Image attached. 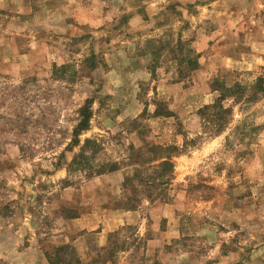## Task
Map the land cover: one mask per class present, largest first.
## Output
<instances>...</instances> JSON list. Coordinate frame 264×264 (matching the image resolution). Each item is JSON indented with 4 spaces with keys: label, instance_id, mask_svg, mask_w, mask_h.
I'll list each match as a JSON object with an SVG mask.
<instances>
[{
    "label": "rangeland",
    "instance_id": "374dc122",
    "mask_svg": "<svg viewBox=\"0 0 264 264\" xmlns=\"http://www.w3.org/2000/svg\"><path fill=\"white\" fill-rule=\"evenodd\" d=\"M0 264H264V0H0Z\"/></svg>",
    "mask_w": 264,
    "mask_h": 264
},
{
    "label": "crops",
    "instance_id": "0c3cea01",
    "mask_svg": "<svg viewBox=\"0 0 264 264\" xmlns=\"http://www.w3.org/2000/svg\"><path fill=\"white\" fill-rule=\"evenodd\" d=\"M207 39H211V37L210 36H207ZM201 40H203V39H201ZM197 45H201L200 42H197ZM196 50H197L198 53H200L202 51V48H197ZM225 58L227 60H229L230 59V56L229 55H226ZM209 92L210 93H204L203 94V97H202L203 98V100H202L203 102L205 101V98L206 99H209L208 101H206L204 103H207V102L212 101L213 100V97L215 95H217L216 94V91H211L210 90ZM118 176H119V174L117 172L111 173V174H107V175H100L99 177H96V178H93V179L88 180L86 182V184H85L86 187H89V188H87V190L88 189L90 190V188L91 189H94V188L97 189V187H100V189H101V186L99 185L100 181L102 183L107 182V186H105V185L103 186L104 191L106 190V192L108 194L113 195V198L115 197L114 200H117V203H115V205L113 204V206H110L109 208L105 209V211H107V213H108L107 218H105V220L103 222V224L105 226L102 227L97 232L98 237H101V236H105L106 237L105 241H107L108 240V237L111 236V233H112L113 230L111 231L110 230V227H112V225L114 223L115 224H120V223L129 222V217H131L133 215H136V211L127 210L122 205V201L120 200V198H121L120 192L121 191H120V189H119L120 187L118 185V183L120 184L121 180H120V178H118ZM108 183H111V186H109ZM106 215L107 214L105 213V217H106ZM82 216H84V213L81 214L80 216H77L73 220L80 219ZM91 216H92V214L90 215V217ZM86 219L88 220V218H86ZM108 225H111V226L108 228ZM79 229H81V228H79ZM67 241H69V240H66L64 242H67ZM73 244L75 246V250L78 251V253L80 255H84V256L86 255V257H87V252L89 251V247L88 246H83L82 243H76V239L74 240V243ZM101 245H102V247H106L107 246V242H104ZM59 246H61V245H59Z\"/></svg>",
    "mask_w": 264,
    "mask_h": 264
},
{
    "label": "trees",
    "instance_id": "16d2710c",
    "mask_svg": "<svg viewBox=\"0 0 264 264\" xmlns=\"http://www.w3.org/2000/svg\"><path fill=\"white\" fill-rule=\"evenodd\" d=\"M84 63L90 67L92 70L96 69L100 61L97 60L96 55L94 53H91L90 56L86 57L84 59ZM53 73L55 75H60L61 77L64 75H68L67 77L73 79L78 75V70L74 68L73 65L71 64H63L61 66H55ZM221 97V96H220ZM92 102V99H86L84 104L79 107L78 109V114L79 118L77 120V123L75 124L73 131H72V136L74 142L77 141V138L79 134L83 131L86 130L89 127V122L91 118V111L89 109L90 104ZM69 146V144H68ZM165 163V162H163ZM62 247V246H61ZM62 248H57L56 251L58 252Z\"/></svg>",
    "mask_w": 264,
    "mask_h": 264
}]
</instances>
